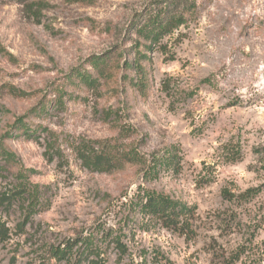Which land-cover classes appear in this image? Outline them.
I'll return each mask as SVG.
<instances>
[{
    "label": "rangeland",
    "instance_id": "374dc122",
    "mask_svg": "<svg viewBox=\"0 0 264 264\" xmlns=\"http://www.w3.org/2000/svg\"><path fill=\"white\" fill-rule=\"evenodd\" d=\"M0 264H264V0H0Z\"/></svg>",
    "mask_w": 264,
    "mask_h": 264
},
{
    "label": "trees",
    "instance_id": "16d2710c",
    "mask_svg": "<svg viewBox=\"0 0 264 264\" xmlns=\"http://www.w3.org/2000/svg\"><path fill=\"white\" fill-rule=\"evenodd\" d=\"M14 1H23V0H14ZM79 1H89V0H79ZM192 6L188 7L190 11ZM187 21V17L184 14H180L176 17L168 18L165 23H160L156 28H151L149 24H144L139 28L135 29L136 36V47L140 46L139 39H142V45L147 48H150L151 45L157 43L161 38L165 35L169 34L173 29H176L180 25H183ZM145 56L141 55L134 61L133 67L137 71L139 77L135 80L134 86H137V92L142 95L145 91V81L144 80V66H142L140 60H142ZM101 61L100 57H97L96 62ZM98 64V63H97ZM96 78H87L86 76H82V83L87 88H92L95 83ZM94 89V87L92 88ZM22 118H18V124H21ZM101 157V156H100ZM97 157V160L101 161V158ZM98 161V162H99ZM252 189L246 190L244 193L240 195L243 200H249L254 196ZM142 208L147 213L156 216L161 219L165 225L171 226L173 225L179 217H185L188 212L185 207H179L176 203L170 202L166 200L163 196L150 194L146 196V203L143 204ZM183 226H181L182 228Z\"/></svg>",
    "mask_w": 264,
    "mask_h": 264
}]
</instances>
